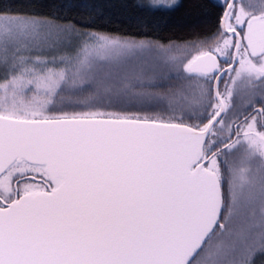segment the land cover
<instances>
[{
    "label": "snow or ice",
    "instance_id": "1",
    "mask_svg": "<svg viewBox=\"0 0 264 264\" xmlns=\"http://www.w3.org/2000/svg\"><path fill=\"white\" fill-rule=\"evenodd\" d=\"M115 6L0 0V264H264V0Z\"/></svg>",
    "mask_w": 264,
    "mask_h": 264
},
{
    "label": "trees",
    "instance_id": "2",
    "mask_svg": "<svg viewBox=\"0 0 264 264\" xmlns=\"http://www.w3.org/2000/svg\"><path fill=\"white\" fill-rule=\"evenodd\" d=\"M61 2L62 0H55L57 4ZM107 2L116 6L106 10V15L111 17V23L106 25L104 30L143 37L144 32L139 30L135 18L144 14L133 6L134 0H107ZM125 4L127 7L123 6ZM180 4L181 6L172 12L157 13L151 18L153 22L149 24L148 34L153 40L163 44L169 41L183 42L191 39L198 32L210 31L220 11L213 6V0H180ZM200 4L206 7H199ZM205 11L211 15L206 16Z\"/></svg>",
    "mask_w": 264,
    "mask_h": 264
}]
</instances>
